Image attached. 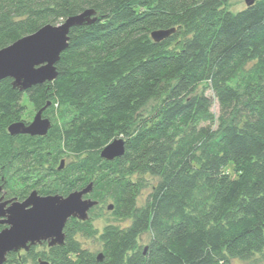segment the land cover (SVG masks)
<instances>
[{"label": "trees", "instance_id": "trees-1", "mask_svg": "<svg viewBox=\"0 0 264 264\" xmlns=\"http://www.w3.org/2000/svg\"><path fill=\"white\" fill-rule=\"evenodd\" d=\"M229 3L0 0V50L88 9L100 17L72 29L55 81L26 92L0 81V196L67 197L93 184L87 198L111 201L114 215L130 221L105 228L102 261L76 240L94 234L89 217L69 220L63 246L43 243L5 264L264 259V0L238 13ZM173 29L154 42V32ZM26 100L36 112L47 107L46 136L9 133L29 124ZM115 139L125 141V155L103 159Z\"/></svg>", "mask_w": 264, "mask_h": 264}, {"label": "water", "instance_id": "water-1", "mask_svg": "<svg viewBox=\"0 0 264 264\" xmlns=\"http://www.w3.org/2000/svg\"><path fill=\"white\" fill-rule=\"evenodd\" d=\"M259 0H246L251 7ZM100 21L97 11L88 9L69 17L62 24L46 25L36 33L19 39L9 47L0 50V81L12 79L13 87L21 92L53 82L58 78L57 63L69 47L72 29L91 26ZM175 30H161L152 34L154 42L170 37ZM49 106V105H48ZM47 107L39 110L29 124L17 122L9 127V133L44 137L52 127L49 118L44 117ZM126 153L125 141L116 139L104 148L101 157L114 161ZM65 162H61L62 170ZM93 191V184L73 192L67 197L61 195L41 196L32 192L21 202L0 198V264H5L12 253L28 252L30 248L47 243L49 247L63 246L66 240L65 229L70 219L85 222L90 211L98 202L87 198ZM1 192V188H0ZM111 205L109 210H113ZM102 261L101 255L98 257ZM48 264V263H44Z\"/></svg>", "mask_w": 264, "mask_h": 264}, {"label": "rangeland", "instance_id": "rangeland-1", "mask_svg": "<svg viewBox=\"0 0 264 264\" xmlns=\"http://www.w3.org/2000/svg\"><path fill=\"white\" fill-rule=\"evenodd\" d=\"M246 8V0H230L229 10L231 12L238 13ZM208 95L211 96L213 94L211 92H208ZM23 103L26 107L25 119H29L30 122H32L37 112L29 101L26 100ZM213 111L216 115H219V107L217 104L215 105ZM149 193L150 189H146L145 191H143L142 195L139 198V206H143L145 204V200L147 199ZM111 205H113L111 201H105L101 203L91 215L89 213V217L91 219L90 221L92 223L94 231V234L92 236L86 237L82 236L81 234H78L76 236V240L79 241L82 247L96 256H102L104 254L101 235L103 234L107 226L114 225L119 228H126L130 225V221L119 220V218L114 215L113 210H109V207ZM150 240L151 235L147 233L142 236L139 244L142 248H146L149 245ZM45 249L46 247L42 245L37 250L43 251ZM233 264H264V259L263 256L259 255L250 261L234 260Z\"/></svg>", "mask_w": 264, "mask_h": 264}, {"label": "bare ground", "instance_id": "bare-ground-1", "mask_svg": "<svg viewBox=\"0 0 264 264\" xmlns=\"http://www.w3.org/2000/svg\"><path fill=\"white\" fill-rule=\"evenodd\" d=\"M115 140H116V139H115ZM115 140H114V141H115ZM114 141H112L111 143H113ZM111 143H110V144H111ZM0 193H1V192H0ZM1 197H5V196H0V198H1ZM5 200H6V199H5Z\"/></svg>", "mask_w": 264, "mask_h": 264}, {"label": "flooded vegetation", "instance_id": "flooded-vegetation-1", "mask_svg": "<svg viewBox=\"0 0 264 264\" xmlns=\"http://www.w3.org/2000/svg\"><path fill=\"white\" fill-rule=\"evenodd\" d=\"M45 117V116H44Z\"/></svg>", "mask_w": 264, "mask_h": 264}]
</instances>
